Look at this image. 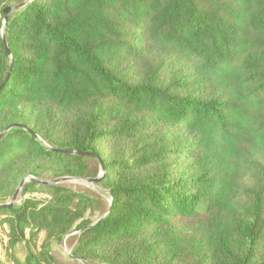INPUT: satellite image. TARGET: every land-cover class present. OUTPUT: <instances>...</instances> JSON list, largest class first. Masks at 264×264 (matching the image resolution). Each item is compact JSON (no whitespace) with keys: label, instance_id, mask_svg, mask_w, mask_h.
Segmentation results:
<instances>
[{"label":"trees","instance_id":"16d2710c","mask_svg":"<svg viewBox=\"0 0 264 264\" xmlns=\"http://www.w3.org/2000/svg\"><path fill=\"white\" fill-rule=\"evenodd\" d=\"M12 2L0 204L26 176H99L55 150L106 171L104 193L27 183L0 208L9 260L60 264L53 246L73 236L86 264H264V0H33L9 15L11 66Z\"/></svg>","mask_w":264,"mask_h":264},{"label":"water","instance_id":"95a60500","mask_svg":"<svg viewBox=\"0 0 264 264\" xmlns=\"http://www.w3.org/2000/svg\"><path fill=\"white\" fill-rule=\"evenodd\" d=\"M31 1H33V0H26L25 2H23L21 4L9 6V7H7L4 10L5 19H4L3 29H2V40H3V43L5 45L7 55L11 59V66H12V55H11V51H10V48H9V45H8V42H7V38H6V26H7V23L9 21V15H10V13L12 11H16V10L22 9L27 4H29ZM6 81H7V79H6ZM6 81L0 87V91L4 87ZM19 126L24 128L25 130H27L34 138H36L37 140H40L43 144H45L38 137V135H36L33 131L29 130L26 126H23V125H19ZM7 130H5L0 135V139L7 132ZM55 151L56 152H60V153H64V154H68V155L88 157V158H92V159L97 160L99 162V165H100V174H99V176L97 178L61 177V178H57V179H53V180H43V179L36 178L34 176H26L25 178H23L21 180V182H20L18 188L16 189L14 195L12 196V198L7 203L0 204V208H5V207L12 208V207H14L15 204L19 200V197H20V194H21L23 188L25 187V185L27 183H30V182L38 183V184L44 185V186H53V185L65 184V183L91 186V185L98 184L102 180V178L104 177L105 171H106L105 165H104V161L98 154L92 153V152L78 151V150H55ZM109 204H110V207H111L112 204H113L112 198L109 199Z\"/></svg>","mask_w":264,"mask_h":264},{"label":"rangeland","instance_id":"374dc122","mask_svg":"<svg viewBox=\"0 0 264 264\" xmlns=\"http://www.w3.org/2000/svg\"><path fill=\"white\" fill-rule=\"evenodd\" d=\"M26 0H13L11 5H18L21 4L23 2H25ZM257 182V174L255 172L250 173L244 180V187L249 189L255 186ZM70 184V183H68ZM75 186V190L81 191L82 188L81 186H85V185H80V184H71ZM85 187H89L92 191L98 192V193H104V191L102 190V188L100 187H96L95 185H91V186H85ZM30 196L38 198L40 200H48L49 199V195L45 192H40V191H35L33 192ZM21 197H19L18 203L20 202ZM108 201H109V197H107ZM247 203V199L246 196L244 194L240 195L236 201H235V209L237 211V213L239 215L242 214L243 209L245 207ZM95 218V217H94ZM4 225H0V243L2 242L1 239L6 236L5 230L3 228ZM30 231H27V236L29 237ZM73 236H71L70 238H66L61 244H54L53 246V254L56 258V260L60 263V264H86L85 262L82 261H78L75 262L73 261V259L71 258V254H72V250H73ZM40 238L38 239V245H40L39 243ZM15 254L20 258V259H24V247L23 245H18L17 249L15 251ZM10 256L6 259H2L0 257V264H14L13 261L9 260ZM96 264V263H93Z\"/></svg>","mask_w":264,"mask_h":264},{"label":"built area","instance_id":"2783aa9c","mask_svg":"<svg viewBox=\"0 0 264 264\" xmlns=\"http://www.w3.org/2000/svg\"><path fill=\"white\" fill-rule=\"evenodd\" d=\"M3 228L5 230L6 236L1 239L2 242L0 243V257L2 259H6L12 254V249L10 247V229L7 225H4Z\"/></svg>","mask_w":264,"mask_h":264}]
</instances>
